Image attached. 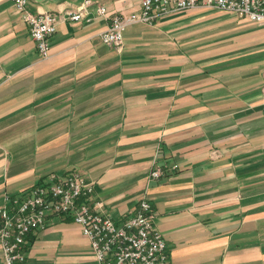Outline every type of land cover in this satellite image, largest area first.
I'll return each mask as SVG.
<instances>
[{
    "label": "crops",
    "instance_id": "0c3cea01",
    "mask_svg": "<svg viewBox=\"0 0 264 264\" xmlns=\"http://www.w3.org/2000/svg\"><path fill=\"white\" fill-rule=\"evenodd\" d=\"M26 1L37 15L84 0ZM92 1L107 16L93 6L60 22L43 60L13 0H0V206L77 172L118 224L149 202L168 264H264V24L193 8L127 26L119 52L99 36L141 0ZM24 254L96 264L68 215L30 234Z\"/></svg>",
    "mask_w": 264,
    "mask_h": 264
},
{
    "label": "built area",
    "instance_id": "2783aa9c",
    "mask_svg": "<svg viewBox=\"0 0 264 264\" xmlns=\"http://www.w3.org/2000/svg\"><path fill=\"white\" fill-rule=\"evenodd\" d=\"M41 59L48 58V40L62 21L86 19L89 8L106 17L104 6L84 0L75 11L62 14L34 15L26 0H13ZM140 12L129 16H112L108 28L99 36L101 42L121 52L127 26L152 25L161 17L193 8H205L233 14L250 23L264 24V0H141ZM176 165L171 169L175 170ZM161 169L150 173L159 179ZM93 184L77 172L51 177L24 192L5 196L0 206V246L5 264H25L26 238L45 227L54 216L68 215L79 226L91 246L96 264H168V253L161 233L153 222L149 202L143 198L133 214L116 223L102 212V204L92 198Z\"/></svg>",
    "mask_w": 264,
    "mask_h": 264
}]
</instances>
